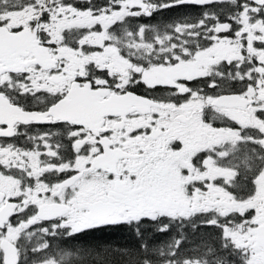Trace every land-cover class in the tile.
Here are the masks:
<instances>
[{"label":"snow or ice","instance_id":"snow-or-ice-1","mask_svg":"<svg viewBox=\"0 0 264 264\" xmlns=\"http://www.w3.org/2000/svg\"><path fill=\"white\" fill-rule=\"evenodd\" d=\"M0 264H264V0H0Z\"/></svg>","mask_w":264,"mask_h":264},{"label":"trees","instance_id":"trees-1","mask_svg":"<svg viewBox=\"0 0 264 264\" xmlns=\"http://www.w3.org/2000/svg\"><path fill=\"white\" fill-rule=\"evenodd\" d=\"M191 10H197V8H189L182 11H169L166 12L160 16H157L155 18H158L153 23H157V21H171L178 17H182L184 15H191L193 12ZM187 15V16H188ZM200 15V9L198 15L193 17L192 19L198 18ZM201 228V244L207 243L211 245H217L220 242V230L215 227H200ZM188 237L191 239V245H187V248L185 250L184 255H193L194 252L192 251L194 249L193 242L195 243V231L189 232ZM148 238L150 241H162L164 238L160 237L152 232L148 233ZM82 243H88V244H97L96 240L88 239L83 241ZM140 244L139 239L136 237V235L129 229H122V230H114L113 234L109 235L108 237L102 239L100 241V245H107L112 247H120L128 249L130 252L135 253V251L138 249Z\"/></svg>","mask_w":264,"mask_h":264},{"label":"flooded vegetation","instance_id":"flooded-vegetation-1","mask_svg":"<svg viewBox=\"0 0 264 264\" xmlns=\"http://www.w3.org/2000/svg\"><path fill=\"white\" fill-rule=\"evenodd\" d=\"M158 18H146V17H141V18H134L132 21H131V27H136L138 24L140 23H150V24H155L153 23L155 20H157ZM247 183V181H245V184ZM114 230H110V231H105V232H97L95 235L93 236H88L86 237L85 240H88V239H93V240H96L97 241V244L96 245H100V241L106 237H108L109 235L113 234ZM173 235H175V233H173ZM201 228H199L198 230H195V243L193 242V246L194 248L197 246V245H201ZM84 240V241H85ZM83 242V241H82ZM188 245H191V239L190 237H188Z\"/></svg>","mask_w":264,"mask_h":264},{"label":"rangeland","instance_id":"rangeland-1","mask_svg":"<svg viewBox=\"0 0 264 264\" xmlns=\"http://www.w3.org/2000/svg\"><path fill=\"white\" fill-rule=\"evenodd\" d=\"M191 12H193L191 15H188V17H190V18H193V17H195L196 15H198V13H199V9L197 8V10H191ZM185 16V15H184Z\"/></svg>","mask_w":264,"mask_h":264}]
</instances>
